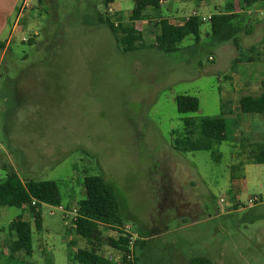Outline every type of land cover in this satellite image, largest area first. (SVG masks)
<instances>
[{
    "label": "rangeland",
    "instance_id": "374dc122",
    "mask_svg": "<svg viewBox=\"0 0 264 264\" xmlns=\"http://www.w3.org/2000/svg\"><path fill=\"white\" fill-rule=\"evenodd\" d=\"M136 1L10 0L0 39L7 42L0 50V181L6 167L22 179L55 181L62 207L73 210L85 198V177L103 175L126 218L121 229L146 242L139 264H189L195 257L264 264V164L247 160L250 145L262 142L264 120L241 113L238 101L250 93L234 81L242 68L232 64L236 50L212 42L207 20L199 44L189 36L165 54L154 45L159 19L148 10L138 25L142 45L124 53L100 18L126 25ZM194 11L206 18L216 12L211 3L166 0L159 14L183 20ZM260 28L240 36L243 47L258 46L248 92L264 79ZM179 95L197 97L199 110L179 113ZM226 103L228 140L215 147L219 162L211 152L172 149L184 119L221 116ZM255 197L259 202L250 203ZM42 213V228L32 223L34 255L9 259L8 225L19 215L31 218L27 210L0 209V264H79L71 255L87 242L68 230L58 207L43 205ZM101 253L123 264L109 244Z\"/></svg>",
    "mask_w": 264,
    "mask_h": 264
},
{
    "label": "trees",
    "instance_id": "16d2710c",
    "mask_svg": "<svg viewBox=\"0 0 264 264\" xmlns=\"http://www.w3.org/2000/svg\"><path fill=\"white\" fill-rule=\"evenodd\" d=\"M115 0H106L107 4ZM161 0H137L135 8L131 13L132 21L128 24L116 25L110 19L103 20L114 34L118 45L124 53L133 52L142 45L143 33L137 29L136 23L146 18L147 11L152 10L157 17L160 33L156 37L155 47L165 53L170 54L179 50V45L189 36H193L195 43L201 42V27L203 21L190 16L182 25H174L167 18L162 17L159 12ZM247 6L255 5L256 9L264 10V0H245ZM151 16V17H152ZM254 15L246 12L217 13L211 16L210 28L211 39L214 44L232 43L237 49L239 56L235 59L233 67L244 61H252L256 47L249 51L241 48V34L249 33L250 24ZM264 44V38H263ZM7 42L0 41V50H5ZM252 55V57L250 56ZM262 93L260 95H247L239 99V107L243 114H258L264 120V79L261 82ZM178 112L181 114L196 113L199 110V100L191 95H179L176 98ZM223 105L221 116L186 118L184 119V132L180 137H176L172 142V149L178 153L207 151L212 153L215 161L219 162L220 154L216 146L228 140L227 125L225 120V107ZM251 150L247 155V160L254 164H264V132L262 142L250 145ZM7 174L4 180L0 181V208L10 207L31 211V220L19 215L13 219L7 229L10 233V245L8 248L9 259H13L17 254L32 257L33 228L34 223L37 230L42 228L43 213L42 206L50 205L54 207L62 206V199L58 183L55 181H36L33 179H22L13 168H5ZM85 198L79 203L76 221L68 226V230H74L78 236L87 242V247L79 248L71 255L72 260L79 264H114L105 257L103 247L109 244L120 250L123 257V264H139L137 250H143L146 242L135 240L134 248L131 250V234L121 229L124 227L126 218L121 213L120 202L116 194L115 187L105 179L103 175H89L84 179ZM66 210L72 211L70 206ZM32 221V222H31ZM104 228L116 231L119 237L112 238L104 235ZM5 228H1L0 232ZM72 244V242H70ZM133 254V259L128 256ZM189 264H213L204 257H195Z\"/></svg>",
    "mask_w": 264,
    "mask_h": 264
},
{
    "label": "crops",
    "instance_id": "0c3cea01",
    "mask_svg": "<svg viewBox=\"0 0 264 264\" xmlns=\"http://www.w3.org/2000/svg\"><path fill=\"white\" fill-rule=\"evenodd\" d=\"M165 1L166 0H161L160 4L162 5V3L165 2ZM184 1H194L198 5H208V4L211 3L214 6L216 12L209 14V16L207 18H209V17H211V16H213L214 14H217V13H234V12L238 13V12H250V11H253V12H255L253 15H255L257 17L252 18V21H251V24H250V29L248 30L249 33L246 32V35H248V36L250 35L251 36V34H253V32H255V31H257V28H260V27H261L260 29L263 28V30H264V26H263L264 25V10H262L263 14L256 13V11H258L259 9H256L255 5L251 6V7L247 6V4L245 3V0H184ZM194 12H196V11H194ZM9 16H10V0H0V39L4 36ZM189 17L181 20L178 17L173 16L169 20L171 21V23L173 21L177 20L178 21L177 25H182ZM141 22L142 21H139V22L136 23L137 29H138V25H140ZM263 38H264V35H263ZM230 45L236 50V53L234 54L233 61H232L234 63L235 59L239 56V53H238L237 49L233 46V44H230ZM252 47H258V46L251 45V47H243L241 45V48H242V50L244 52L245 51L248 52L249 49L252 48ZM214 54L215 53H211L208 58L215 62L216 57H215ZM250 56L252 57L251 54H250ZM262 61H264V54H263V57H262ZM252 63H253V60L250 62V61H247L246 59L244 61H242V62L237 63V65L238 64L242 65V68H241V72L239 73V77H237V78L235 77L234 81L235 80L238 81V83L242 87H244L245 91L247 93H250V94H247V95L257 96V95H260L262 93L261 92L259 94H256L258 92V90H260V87L262 88L261 82H262L263 79L260 81V86H258L255 91H254V89H251V90L249 89L250 92H248V90H246V88H249V83L252 81L253 69H252V66H249ZM205 72H209V71L207 70ZM247 95H244V96H247ZM2 208L4 209V208H10V207H2ZM2 208H0V209H2ZM27 211L29 212L30 218H31L30 209L27 210ZM51 215H54V213L51 212ZM64 217H65V214H63V218ZM33 235H34V232H33ZM9 245H10V240H9V243L7 244L8 248H9ZM33 247H34V236H33ZM3 254H4V256H6V255H7V257L9 256L8 253H3ZM33 255H34V253H33Z\"/></svg>",
    "mask_w": 264,
    "mask_h": 264
},
{
    "label": "built area",
    "instance_id": "2783aa9c",
    "mask_svg": "<svg viewBox=\"0 0 264 264\" xmlns=\"http://www.w3.org/2000/svg\"><path fill=\"white\" fill-rule=\"evenodd\" d=\"M248 15H253L255 12L253 11H250V12H246ZM256 13H260V14H263L262 13V10H258L256 11ZM192 16H196L198 18H200L203 22L204 21H207V20H210L211 17L209 18H206V17H203V16H198V14L196 12L193 13ZM223 201V200H222ZM250 203H258L259 202V199L257 197L255 198H252L249 200ZM64 214H65V225L66 226H70L71 224H73L71 221L75 222L76 221V218H77V214H78V208H75L73 209L72 211H68L66 210L64 207L60 206L58 207ZM130 228H127L126 230L124 229V231H126L127 233H130L129 231ZM131 234V233H130ZM132 244H134L133 242V237L131 235L130 237V246H132ZM131 250H132V247H131ZM130 259H133V254L131 253V255L128 256Z\"/></svg>",
    "mask_w": 264,
    "mask_h": 264
}]
</instances>
